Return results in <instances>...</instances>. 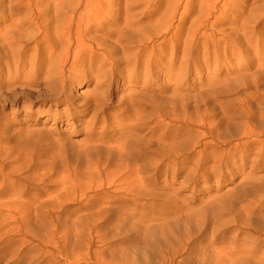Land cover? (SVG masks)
Here are the masks:
<instances>
[{"label":"rangeland","instance_id":"obj_1","mask_svg":"<svg viewBox=\"0 0 264 264\" xmlns=\"http://www.w3.org/2000/svg\"><path fill=\"white\" fill-rule=\"evenodd\" d=\"M8 1L5 0L0 7V44L8 34L5 32L9 31L11 21L6 18ZM52 2L58 5L61 0ZM130 3L135 6L134 2ZM237 4V7L243 6L242 13L247 19L251 15L253 18L259 15L257 21L264 17V0H241ZM141 9L143 6L135 8L137 13ZM25 16L21 13L19 19ZM262 21L258 28L259 36L251 40L252 47L247 56L242 54L251 62L243 74L248 76L241 79L228 67L217 69L212 65L206 73L200 71L185 75L182 72L167 78L164 76L167 63L161 70L145 75L147 54L137 53L140 50L136 51V48V52H124V45H118L120 48L116 49L119 52H111L110 57H101V60H107L108 76L114 78L111 82L114 94L123 90V101L134 98L152 102L155 106L163 107L167 116L165 129L169 142L165 144L168 153L165 159L168 160L162 164L154 159L152 163L145 164L146 167L140 169L135 177L136 183L133 181L132 186L137 187L140 196L144 195L146 200L139 196L132 198L121 190L113 191L116 187L110 185V181L118 170L115 165L110 167L113 163L100 169L94 163L86 161L83 164L74 158L84 152V148L78 146L81 140H85L83 135H70V141L77 146H67L68 137L58 139L57 135L69 134L64 124L59 125L55 129L56 134L52 135V116H40L34 122L35 117H31L29 111L36 103L30 94L20 92L23 89L20 79L24 80L25 75L9 73L4 64V52L0 50V185H3L0 190V241L3 239L0 242V264H255L253 261L264 264V155L261 156L264 147V117H261L264 116V75L260 78L254 74L257 64L264 61ZM29 26L27 23L21 28L22 37L30 35L32 29ZM100 27L110 34L92 32L91 36L112 42L114 39L106 35L113 36L115 33H112L121 28L119 24ZM225 27L229 25L221 26ZM157 38L152 39L154 46L163 40ZM258 39L259 49L257 56H254L256 49L253 46ZM137 54L140 58L138 56L131 60L134 58L132 55ZM112 57L116 66L109 67ZM166 58L165 61L170 59L169 53ZM177 60L172 65L173 69L178 67ZM229 62L234 66L237 64ZM88 90L90 88L82 87L78 94H85ZM173 97L177 100H173ZM116 100L114 98L111 102ZM245 108L249 112L247 115ZM177 119L190 121L191 125L188 122L189 125L182 127ZM203 122L207 128L202 129ZM217 139L225 141L220 149L212 146ZM50 140L53 144H50ZM202 144L208 147L207 152ZM234 144L243 146L229 152ZM56 146L60 148H55V152L53 148ZM153 146H156V142H153ZM66 147L68 150L65 151ZM48 159L50 162L47 165ZM60 164L63 166L60 167ZM208 167L211 168L207 170ZM143 189L148 195H145V190L142 194ZM17 198L21 205L15 201ZM6 204L8 208L5 211ZM19 207L20 211L26 208L23 212L29 214L23 217L24 224L21 219H11L16 216L15 211ZM37 207L38 211L41 210L39 213ZM3 215H6L7 221ZM1 218L4 223H1ZM15 228L16 231L13 230Z\"/></svg>","mask_w":264,"mask_h":264},{"label":"bare ground","instance_id":"obj_2","mask_svg":"<svg viewBox=\"0 0 264 264\" xmlns=\"http://www.w3.org/2000/svg\"><path fill=\"white\" fill-rule=\"evenodd\" d=\"M4 1L5 0H0V7H2V3H4ZM130 1L135 3L134 7L130 3ZM195 1L196 0H61V3H59L58 5L55 4V2H52V0H9L7 2L6 18L11 21H9V31L7 32L5 30V34H8L5 35L3 39H1L2 41L0 44V50L4 52L2 53L5 56L4 64L6 65L7 71L9 73L14 72V74L16 75H25L24 77L22 75L24 80L20 79V87L23 88H19L21 89L20 92L30 94L29 96L34 100V103H36L34 108L29 111V115L31 117H35L34 122L39 120L40 116H52V135L56 134L55 129L59 125L64 124L66 126V130H69V134L58 133L57 135L58 139L59 137H61V139H63V137H68V142L66 141L67 146H77L73 145V143L70 141V135H83L85 137V140H81L78 146H80L81 148L83 147L84 152L78 157L73 155L74 158L76 157L79 163L86 164V161H88L90 164L94 163V165L98 167L100 166V169L102 166L106 167L107 165H109V163H113V166L110 167H114L115 165V167H117L116 169H118L116 175H114L113 178H111L112 180L110 181V185L114 186V188L116 187V189H113V191L121 190L123 191V193L125 192V194H127L128 196L130 195L132 198H138L139 196V198L146 200V198H143L144 195L143 197H141L142 195L138 193L137 187H133V181L136 179L135 177L139 175L142 168L146 167L147 163H150L151 161L153 162V160L156 159L158 163L160 162L163 164L164 160H168V158L165 159L166 156H168V153L165 150V144H167L166 141H168L165 129V127L167 126L165 124V118H167V116L163 107L155 106L156 104H153L152 102L150 103L145 100H135L134 98H131L132 96L130 97V101H123V90L122 92L118 93L120 96H118V94H114L111 89V82L114 78L112 79L113 76H108L109 72L107 70V60H101V57H110V55L112 54L111 52L118 50L116 49L118 45H124V52L130 51L132 53V51H135L134 48H136V51L140 50L139 52L137 51V53L141 52L140 54H147L145 55L144 63L145 75H148L150 73L153 74L161 70L162 66L165 67V64L167 63V71L164 75L167 78H171L174 74L179 75L182 72H184L185 75L191 72L199 73L200 71H205L206 73V71L208 72L211 65L213 66V68L217 69L228 67L231 73L240 75V79L241 77L245 76L243 74H245V70L247 69L249 62H251V59L243 57L242 54H245L247 56L249 52L248 50H250L252 47L251 40L255 36H259L258 28L260 25H262V20H264V17L258 21L256 18L259 15H257L256 18H253L252 15L251 17H248L249 19L245 18L244 14L242 13L243 6H236V4L241 0ZM139 6H143V9H141L140 13H137L135 8ZM3 8H5V6ZM21 13L26 16L19 19ZM250 13H252V11ZM27 23L30 25L29 28L32 29L31 33L26 37H22L24 35H20V30ZM117 24H119V27L121 28L115 30L112 33H115L113 36L106 35V37L108 38H113V42L110 39L102 41L91 36L92 32L95 34L103 35L110 34L105 32L100 26L108 25L115 27ZM224 24H228L229 27L221 28V26H223ZM1 36L3 37V35ZM154 37H158L157 39L163 38V40L160 41L158 45L154 46L152 44V39ZM167 37L169 38L166 39ZM259 43L260 42L258 39L256 45L253 46L254 49H256V54L254 56H257ZM150 44H152L153 46L149 47ZM117 52H119V50ZM168 53L170 59L168 61H165L166 55ZM138 56L140 58L139 54H137L136 56L132 55V58H134L130 59L134 61ZM113 59L114 58L112 57L109 67L116 66V62ZM176 60L178 61V67L176 69H173L172 65ZM243 60L245 61L243 62ZM229 61L236 62L237 64L235 66H238L235 67L233 63ZM256 70V73H254L255 77H263L264 61L257 64ZM82 87H86L87 89L90 88V90H88V92L86 91L85 94L79 95V89ZM176 88L179 89V87H175V89ZM20 92L19 94L21 95ZM174 97L173 100H177L174 99ZM114 98L117 99L116 102H111V100ZM143 102H146L148 105L144 104ZM248 113L249 112H247L246 110V114H244L247 115ZM252 116L254 115L252 114ZM178 121L182 124V127L185 125H189L188 122L190 123V121L186 120ZM206 124H208L207 121ZM206 124H202V129L206 127ZM182 127L181 129H183ZM183 131H186V129H183ZM50 141V144H53L52 140ZM153 142H156V146H153ZM215 142L216 143L212 146L216 149H220L222 147V142L225 141L217 139L215 140ZM261 144L263 143L261 142ZM239 146L240 144L232 145V147L229 148V152L233 149L235 151V148H239ZM242 146H240V148ZM58 147L60 148V146ZM58 147L56 146L53 148L55 152V148ZM244 147L247 146L244 145ZM46 148H48V146H46ZM207 148L208 147L205 145L204 150L206 151ZM62 149L61 151H63ZM66 149L68 150L67 147L65 148V151ZM101 153L103 155H101ZM262 154L264 155V147H262L261 156ZM257 156L258 155H256V157ZM42 157L46 158V156ZM217 158H219V156ZM17 159H19V155ZM49 159L46 163L47 165L50 162ZM93 160L95 161L93 162ZM54 161L53 164L55 165L56 162ZM218 162L220 161L218 160ZM21 163L19 164L21 165ZM74 164L75 163L73 162V165ZM65 165L67 166V164ZM62 166L63 164H60V167ZM75 166H72V168ZM216 166L220 167V165ZM209 168L211 167H208L207 170H209ZM20 171L21 170L19 168V172ZM142 179L144 180V178ZM134 183H136V181H134ZM2 186L3 185L1 183L0 190ZM144 190L145 189H143V191L139 190V192L142 191L143 194ZM116 191L113 193H116ZM11 195L14 196V194ZM145 195H148L147 191ZM4 200L6 201V199ZM16 200H18V198L15 199V201ZM6 207L8 208V204H6V206L4 207L5 211ZM38 208L39 207H37V210H35L38 211ZM25 210L26 208H23V211ZM23 211H20V207L17 208L15 211L16 216L13 217L11 215V219L15 221H18L20 219L22 220L23 217L27 215H25L26 212L24 213ZM36 211L35 213H37ZM3 216L5 218L6 215ZM5 219L7 221V217ZM1 221H3L1 223H4V219L2 220L1 218ZM21 222L22 224H24L23 220ZM13 230L16 231V228ZM18 230L17 232H19ZM10 231L11 230H8V233L11 234ZM2 241L3 239L0 242ZM17 256H19V254ZM253 262L257 264L256 261Z\"/></svg>","mask_w":264,"mask_h":264}]
</instances>
